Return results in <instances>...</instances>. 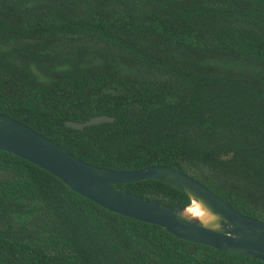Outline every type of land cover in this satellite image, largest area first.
<instances>
[{
    "label": "trees",
    "instance_id": "1",
    "mask_svg": "<svg viewBox=\"0 0 264 264\" xmlns=\"http://www.w3.org/2000/svg\"><path fill=\"white\" fill-rule=\"evenodd\" d=\"M0 114L113 171L174 168L264 222V0H0ZM106 115L75 130L66 121ZM188 206L158 181L118 185ZM0 264H264L105 210L0 150Z\"/></svg>",
    "mask_w": 264,
    "mask_h": 264
},
{
    "label": "water",
    "instance_id": "2",
    "mask_svg": "<svg viewBox=\"0 0 264 264\" xmlns=\"http://www.w3.org/2000/svg\"><path fill=\"white\" fill-rule=\"evenodd\" d=\"M106 115L81 123L66 121L75 130L112 123ZM0 150L24 159L62 181L99 207L162 227L175 237L234 255L264 262V222L234 210L192 177L167 166L113 171L87 164L26 125L0 114ZM158 181L183 193L188 206L167 207L130 194L118 185Z\"/></svg>",
    "mask_w": 264,
    "mask_h": 264
}]
</instances>
